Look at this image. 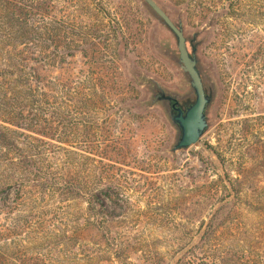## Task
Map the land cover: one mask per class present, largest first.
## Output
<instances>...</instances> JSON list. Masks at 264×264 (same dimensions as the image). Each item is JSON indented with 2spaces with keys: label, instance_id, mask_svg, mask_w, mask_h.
Returning a JSON list of instances; mask_svg holds the SVG:
<instances>
[{
  "label": "rangeland",
  "instance_id": "obj_1",
  "mask_svg": "<svg viewBox=\"0 0 264 264\" xmlns=\"http://www.w3.org/2000/svg\"><path fill=\"white\" fill-rule=\"evenodd\" d=\"M83 1L50 12L53 27L61 15L86 27L69 51L51 46V76L107 95L105 109L118 130L133 134L140 165L151 168L142 177L136 171L127 193L132 237L145 242L152 264H264V12H233L231 0H156L175 24L183 21L188 40L208 26L197 56L215 87L207 132L170 153L177 130L161 103L151 106L145 83L190 92L174 35L143 0ZM225 174L240 180L238 196L229 183L224 188Z\"/></svg>",
  "mask_w": 264,
  "mask_h": 264
},
{
  "label": "trees",
  "instance_id": "obj_2",
  "mask_svg": "<svg viewBox=\"0 0 264 264\" xmlns=\"http://www.w3.org/2000/svg\"><path fill=\"white\" fill-rule=\"evenodd\" d=\"M244 1L232 11L264 12V0ZM75 3L0 0V264H152L127 218L133 176L151 170L133 134L118 130L107 95L51 76V46L69 51L86 27L66 15L53 27L50 12ZM220 179L239 195V179Z\"/></svg>",
  "mask_w": 264,
  "mask_h": 264
},
{
  "label": "water",
  "instance_id": "obj_3",
  "mask_svg": "<svg viewBox=\"0 0 264 264\" xmlns=\"http://www.w3.org/2000/svg\"><path fill=\"white\" fill-rule=\"evenodd\" d=\"M143 2L150 8L156 20L174 35L179 51L177 62L191 87L190 92L180 95L168 92L152 78H147L145 83L151 86V106L161 103L171 125L177 130L175 143L169 149L170 153H176L197 143L209 128L208 111L215 98V87L201 69L197 56L198 37L208 26L201 32H195L188 40L184 34L183 21L179 20L175 24L156 0Z\"/></svg>",
  "mask_w": 264,
  "mask_h": 264
}]
</instances>
